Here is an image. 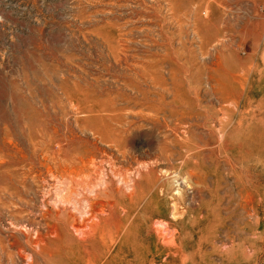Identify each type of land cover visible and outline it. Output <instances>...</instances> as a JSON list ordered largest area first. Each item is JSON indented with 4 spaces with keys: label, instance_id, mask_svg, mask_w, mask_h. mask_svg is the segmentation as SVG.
<instances>
[{
    "label": "rangeland",
    "instance_id": "rangeland-1",
    "mask_svg": "<svg viewBox=\"0 0 264 264\" xmlns=\"http://www.w3.org/2000/svg\"><path fill=\"white\" fill-rule=\"evenodd\" d=\"M0 264H264V0H0Z\"/></svg>",
    "mask_w": 264,
    "mask_h": 264
},
{
    "label": "bare ground",
    "instance_id": "bare-ground-1",
    "mask_svg": "<svg viewBox=\"0 0 264 264\" xmlns=\"http://www.w3.org/2000/svg\"><path fill=\"white\" fill-rule=\"evenodd\" d=\"M109 135V134H108ZM71 162V161H70ZM69 163V162H68ZM165 173V172H164ZM8 198V197H7Z\"/></svg>",
    "mask_w": 264,
    "mask_h": 264
}]
</instances>
